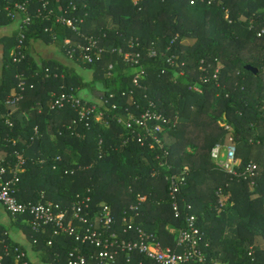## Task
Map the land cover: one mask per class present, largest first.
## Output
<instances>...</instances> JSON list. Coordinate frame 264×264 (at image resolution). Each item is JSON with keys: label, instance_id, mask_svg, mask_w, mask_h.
Instances as JSON below:
<instances>
[{"label": "trees", "instance_id": "1", "mask_svg": "<svg viewBox=\"0 0 264 264\" xmlns=\"http://www.w3.org/2000/svg\"><path fill=\"white\" fill-rule=\"evenodd\" d=\"M14 1L23 0H0V26L13 23L3 8ZM46 1L49 9L60 3L80 29L57 23L56 10L35 18L24 31L26 56L21 63H13L10 54L20 42L19 31L9 38L0 80V163L10 168L26 161L18 202L30 206L50 201L62 209L82 204L88 219L96 218L97 228L108 206L121 240H137L141 228L152 241L173 248L171 229L188 230L187 219L195 216L201 245L211 251L209 264L225 236L219 214L224 206L222 212L238 210L241 222L237 237L224 238L227 256L219 262L251 264L252 251L256 264H264V247L256 244L258 235L264 237V0ZM38 7L42 3L33 0L31 11ZM10 10H15L13 4ZM58 36L71 40L73 47H88L85 37L98 40L101 53L88 50L92 62L80 51L70 57L64 49L68 58L91 72L90 79L75 67L55 60L38 63L30 54L33 42L51 44ZM98 90L103 91L101 97L81 95ZM63 94L98 108L81 120V106H54ZM148 112L167 121L151 123H161V131L152 134L129 120L130 115L141 118ZM223 116L228 127L218 121ZM128 120L131 127L125 125ZM230 137L237 145V170L243 173L252 162L257 165L254 177L229 174L212 159V149L232 144ZM171 178L185 179L176 200L170 195ZM11 216L30 235L41 264H68L76 247L87 255L95 251L68 234L52 237L51 226L36 233L28 211ZM207 220L210 227L204 225ZM130 223L134 229L124 233ZM4 244L11 255H4ZM16 247L26 250L0 231V264H20L12 255ZM139 260L144 259L137 255L132 263H120Z\"/></svg>", "mask_w": 264, "mask_h": 264}, {"label": "built area", "instance_id": "2", "mask_svg": "<svg viewBox=\"0 0 264 264\" xmlns=\"http://www.w3.org/2000/svg\"><path fill=\"white\" fill-rule=\"evenodd\" d=\"M32 1L33 0L17 1L13 4L14 11L10 10V2H7V5L3 8L8 11V15L13 21L19 19L18 25L21 39L12 53L13 63H21L26 56V54L22 52L23 39L25 38L24 31L32 25L33 20L43 15L49 16L54 13L53 10L49 9V2L46 0H37L42 3V8H38L32 12ZM1 10L2 8L0 7V11ZM65 13L59 16L56 15V22L70 27L74 31H79L80 26H77L76 21L73 19L66 17ZM46 31L50 30L46 29ZM85 41L89 43L88 47L83 44H78L73 47L72 41L68 39L65 41V46L68 49V55L70 57H73L77 51H80L85 54L84 59H87L88 62H92L93 58L88 50L95 49L101 53L102 49L98 45V40L94 37H85ZM127 56L129 57V55ZM172 64L174 65L175 63L173 62ZM21 76L22 75H18V77ZM23 85L24 82L21 81L19 86L22 87ZM194 90L195 92L201 93L198 87H194ZM20 98L21 96L10 100L8 103H15ZM65 102L81 106V110H79L81 120L86 119L98 108V105L95 104L91 106H86V104L83 105L80 98L65 94L55 100L54 106L62 107ZM132 119L135 120L136 125L142 126L152 134L163 129L161 123L152 125L151 123L153 121L167 123L164 117L152 114L151 112L144 114L141 118H135L134 115H130L129 120ZM129 120L125 122V125L131 127ZM10 125H12V123H10ZM150 126L154 127V131L150 130ZM154 139L157 144H160V138L155 135ZM230 142L232 144H217L212 149V159L221 169L229 174L237 177L243 176L245 179L249 176L254 177L257 173V165L252 162L243 173L237 170L239 166L237 145L233 137H230ZM25 164V159H21L17 165L11 166L10 168L0 163V203H2L7 211L13 215L23 214L28 211L31 217V227L36 233H43L46 227L51 226L53 237L68 234L74 237L75 241L80 243L81 246L87 245L95 247L94 253L88 255L83 253V248H75L69 253L68 264H89L91 261L97 262L98 264H121L120 259L125 260L126 263H132L134 257L137 255L144 259L139 260V264H146L145 261L150 262V264H209L208 255L201 245L202 237L199 228H196L195 225V216H191L187 219L188 230H179L175 232L176 247L173 248L163 247L159 242L152 241L151 237L141 228L137 229V240H121L119 235L120 229L116 228V219L112 214V209L108 206L102 209L100 214L101 227L97 228L95 226L96 218L88 219V215L83 213L85 206L82 204L74 205L72 208L62 209L59 204L50 201L30 206L19 203L16 197L18 192L17 186L20 182V175L26 171ZM184 183L185 179H181L177 182L174 178H171L170 195L173 200H176L177 193ZM141 200L143 201L144 198H141ZM190 208L191 206H189V209ZM174 209L176 215H179L180 209L176 202H174ZM124 221H126V219H124ZM132 229H134V225L130 223L128 228L124 230V233H128ZM52 241V239L49 240L48 244L52 245ZM36 242L37 240L34 241V243ZM6 249V255H11L9 248L6 247ZM12 255L20 264H29L26 252L19 247L14 249V254ZM249 256L251 257V264H256V258L252 251L249 252ZM213 264L223 263L213 260Z\"/></svg>", "mask_w": 264, "mask_h": 264}, {"label": "crops", "instance_id": "3", "mask_svg": "<svg viewBox=\"0 0 264 264\" xmlns=\"http://www.w3.org/2000/svg\"><path fill=\"white\" fill-rule=\"evenodd\" d=\"M16 2L17 1H14L13 3H10V5L14 4ZM38 8H40V7H38ZM51 10H53L54 13L56 10L57 16L67 12V11L63 10L61 4L58 3L57 1L54 2V8H51ZM20 16H22V15H20ZM18 22H19V19L17 21H13V23H11L9 25L0 26V80L2 79L3 74H4V72H3V63L5 61L4 55L6 54V50H7L8 43H9V38H11L15 34V32L19 31ZM66 40L67 39H65L61 36L56 37L51 44H48V43L44 42L43 40H38V41L33 42L31 44L30 54L34 57V59L38 63L41 60H55V61H59L61 64L65 65V66L75 67L81 76H84L87 80L90 79L91 78V72L79 67L77 64H75V62L71 58H68V56L65 54L64 42ZM13 52H14V49H11L10 54L12 55ZM101 94H102L101 90L95 91V93L92 95H90L87 92L81 93V95L83 97H86L88 99L89 98L93 99L95 97H101ZM223 208H224V206L220 208L219 214H221L220 216L223 217L222 221L225 223V236L222 239L218 240L219 241L218 245L213 249L212 254H214V257L212 259H214L215 261H219L218 258H220V257L222 258V257L227 256V252H225V249H223L225 247V246H223V243L224 242L227 243L226 241H224V238L233 239V238L237 237V230L239 227L238 225L241 222V218H240L241 215H239L237 213L238 210L235 211V210L225 208L224 212H226V214H224V212H222ZM16 221H17L16 218H14V217L12 218L11 214L7 211V209L3 206V204L0 203V231H5V234H9L14 241L19 242L22 246L25 247L26 250H23V251L26 252L27 260L29 263L31 260L35 264H41V257H39V254L38 253L35 254L32 251V244H31V241L29 238L30 235ZM207 221L204 225L206 227H210L211 222L208 221L209 222L208 223ZM171 232L175 233V230L171 229ZM48 243H49V241H48ZM256 244L264 247V237L261 235H258V237H256ZM79 245H81V244L79 243ZM6 246H7V244H4V246H3L4 255L7 254L6 253V250H7ZM76 248H81V247H76ZM206 253L209 257L211 254V251L206 250ZM2 260H3V254L0 256V261H2Z\"/></svg>", "mask_w": 264, "mask_h": 264}, {"label": "rangeland", "instance_id": "4", "mask_svg": "<svg viewBox=\"0 0 264 264\" xmlns=\"http://www.w3.org/2000/svg\"><path fill=\"white\" fill-rule=\"evenodd\" d=\"M214 13H215V11L214 10H212ZM214 13H212L211 12V14H214ZM244 27H245V25H243ZM188 42H192V40H187ZM64 44H65V42H64ZM66 47V46H65ZM76 64V63H75ZM101 92H103V91H101ZM101 95H103V93L101 94ZM263 110H264V108H263ZM219 121V123H220V125H222V126H225V125H227L228 124V120L225 118V116H223L221 119H219L218 120ZM227 127H228V125H227Z\"/></svg>", "mask_w": 264, "mask_h": 264}, {"label": "water", "instance_id": "5", "mask_svg": "<svg viewBox=\"0 0 264 264\" xmlns=\"http://www.w3.org/2000/svg\"><path fill=\"white\" fill-rule=\"evenodd\" d=\"M246 68L249 69V70H251V71H253L256 74L258 73V69L256 67H253L251 65H248V66H246Z\"/></svg>", "mask_w": 264, "mask_h": 264}]
</instances>
